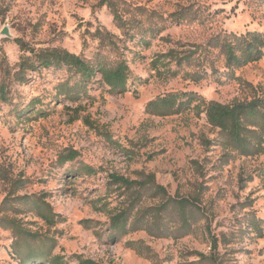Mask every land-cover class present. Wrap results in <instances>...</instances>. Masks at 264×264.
Returning <instances> with one entry per match:
<instances>
[{
    "label": "rangeland",
    "instance_id": "obj_1",
    "mask_svg": "<svg viewBox=\"0 0 264 264\" xmlns=\"http://www.w3.org/2000/svg\"><path fill=\"white\" fill-rule=\"evenodd\" d=\"M99 2L0 0V80L12 70L4 78L8 101L0 100V264H210L198 263L197 253L218 264H264V155L224 149L218 130L193 109L200 100L250 99L246 83L264 88V58L231 75L218 60L219 71L199 82L159 78L151 66L177 41L204 43L221 31L264 34V0H125V32ZM177 9L194 21L174 23ZM97 29L119 39L111 56L129 66L125 94L110 92L99 75L82 84L66 68L29 72L24 83L13 77L26 49L106 56L111 47ZM170 93L198 97L180 114L146 112ZM112 174H153L171 198L192 204L182 210L141 189L139 212L119 233L110 216L132 196Z\"/></svg>",
    "mask_w": 264,
    "mask_h": 264
},
{
    "label": "trees",
    "instance_id": "obj_2",
    "mask_svg": "<svg viewBox=\"0 0 264 264\" xmlns=\"http://www.w3.org/2000/svg\"><path fill=\"white\" fill-rule=\"evenodd\" d=\"M124 1L100 0L99 2V7L105 6L110 10L114 23L123 32L126 31L125 25L127 23L125 16L129 13L119 8V3L125 4ZM169 18H172V21L178 25L183 21H194V16L185 14L183 9L172 12ZM96 35L100 41L105 39L109 42L111 48L106 56L97 52L93 60H87L61 48L26 49L25 52H29L30 55H24L21 58L16 69H14L13 77L24 83L29 77V72H36L41 69L61 70L66 68L67 71L79 76L82 84L99 75L101 82L110 92L125 94L128 92L129 66L119 55L111 56L118 50L114 40L119 39L106 30L97 29ZM143 42L149 45L148 40H143ZM167 42L171 43L170 41ZM263 58L264 34L247 32L236 35L221 31L210 36L204 43L183 44L179 41L174 42L166 51L158 53L154 57L151 66L159 78L174 79L182 76L192 82H199L210 74L213 75L219 71V67L216 65L218 60L221 61L222 68L228 70V75H231L234 69L257 63ZM11 73L12 70L7 66L3 71V80H0V100L3 102L8 101L7 84L4 78ZM245 85L251 91L250 99H236L229 104L200 100L193 109L198 110V113L203 112L207 123L218 130V140L224 149L245 157L264 155V88L248 83ZM78 86L79 84H75L72 88ZM197 97L194 93H170L149 102L146 106V112L159 117L180 114L185 107H190ZM183 98H186L185 102L182 101ZM73 158L74 154H71L66 158V161ZM86 169L90 172L93 171L89 167ZM140 174L142 175V172ZM109 179L118 188L132 196L129 204L110 216L111 228L122 234L129 231L128 221L130 218H135L139 212V210H135V205L140 201L141 189L153 191L155 196L165 197L166 201L175 203L182 210L192 204L186 199L171 198L166 189L157 184L153 174H149L146 180H129L115 174L110 175ZM134 210L136 212L133 214ZM38 215L46 222L52 221L50 216L41 213ZM134 227L135 223H132L130 229L132 230ZM215 247L216 241L213 238L212 248L215 249ZM196 255L199 257L198 263L208 260L210 264H218L212 256L207 257L201 253ZM81 264L93 263L84 261Z\"/></svg>",
    "mask_w": 264,
    "mask_h": 264
},
{
    "label": "water",
    "instance_id": "obj_3",
    "mask_svg": "<svg viewBox=\"0 0 264 264\" xmlns=\"http://www.w3.org/2000/svg\"><path fill=\"white\" fill-rule=\"evenodd\" d=\"M3 34H4V35H8V33H7V31H6V30H4V31H3Z\"/></svg>",
    "mask_w": 264,
    "mask_h": 264
}]
</instances>
